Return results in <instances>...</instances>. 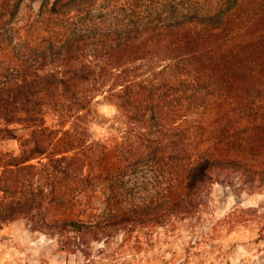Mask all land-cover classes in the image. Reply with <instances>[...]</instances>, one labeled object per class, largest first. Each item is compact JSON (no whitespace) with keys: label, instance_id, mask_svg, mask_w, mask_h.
Wrapping results in <instances>:
<instances>
[{"label":"trees","instance_id":"1","mask_svg":"<svg viewBox=\"0 0 264 264\" xmlns=\"http://www.w3.org/2000/svg\"><path fill=\"white\" fill-rule=\"evenodd\" d=\"M38 17L48 47L21 56L0 45L13 59L0 78V144L20 142L0 147V228L25 219L92 236L192 214L230 173L264 185V0H44ZM99 96L125 122L116 137L91 135ZM142 174L160 197L123 207L119 188ZM101 182L116 208L76 219L79 194Z\"/></svg>","mask_w":264,"mask_h":264},{"label":"rangeland","instance_id":"2","mask_svg":"<svg viewBox=\"0 0 264 264\" xmlns=\"http://www.w3.org/2000/svg\"><path fill=\"white\" fill-rule=\"evenodd\" d=\"M43 1L23 0L12 16V0H0V27L7 30L0 45L10 44L21 56L48 47V41L40 40L48 28L38 22ZM8 50L0 48V78L13 62ZM149 66L145 63L142 69ZM97 99L89 122L91 135L116 137L125 122L117 119L114 104L103 96ZM46 119V125L62 129V125L55 126L52 114L47 113ZM19 144L10 139L0 147L15 150ZM45 162L36 158L30 163L40 168ZM119 191L123 207L145 208L152 198L160 197L161 186L148 175H131ZM108 193L104 182L80 193L73 216L86 222L106 216L116 208L115 203L107 205ZM61 238L29 220L17 219L0 228V264H264V185L251 186L230 173L226 184L215 183L203 194L192 214L163 223L123 224L98 235L73 233Z\"/></svg>","mask_w":264,"mask_h":264}]
</instances>
